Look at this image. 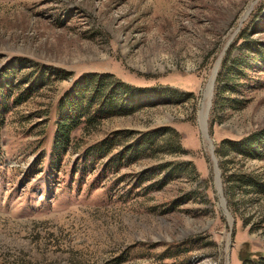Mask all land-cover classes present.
I'll list each match as a JSON object with an SVG mask.
<instances>
[{
  "label": "rangeland",
  "instance_id": "1",
  "mask_svg": "<svg viewBox=\"0 0 264 264\" xmlns=\"http://www.w3.org/2000/svg\"><path fill=\"white\" fill-rule=\"evenodd\" d=\"M262 47L264 0H0L3 80L15 85L36 62L71 73L45 74L3 116L0 264H239L243 242L264 253V194L224 183L219 168L261 181L264 160L215 153L224 139L264 129ZM17 57L21 72L8 64ZM84 73L143 90L126 100L132 112L76 130L52 159L57 102ZM117 131L159 136L118 169L129 141L85 156Z\"/></svg>",
  "mask_w": 264,
  "mask_h": 264
},
{
  "label": "trees",
  "instance_id": "2",
  "mask_svg": "<svg viewBox=\"0 0 264 264\" xmlns=\"http://www.w3.org/2000/svg\"><path fill=\"white\" fill-rule=\"evenodd\" d=\"M258 59L264 64V48L254 50ZM24 58L11 59L8 64L16 66L21 72L24 67ZM36 67L39 71H35ZM20 75L15 85L3 80L8 72L0 70V127L3 124V116L13 106L25 102L33 92L43 86L45 74L56 76L57 79H66L70 72L62 69L55 70L48 66L33 63L32 71ZM36 74V81L31 84V75ZM43 80V81H42ZM143 88H136L120 81L108 73H84L77 78L71 86L60 96L56 105V115L54 131L51 138L50 156L59 160L63 154L71 147L73 133L81 129L83 131L93 130L102 121L114 116H124L132 112L136 107L126 104L130 100L139 96V91ZM132 132L117 131L108 137L85 148V156L100 157L109 154L114 147V143L120 140L131 142L128 146H123L115 155L116 167L130 164L138 160L142 155L154 149V141L159 136L157 131H151L144 135H138L135 139ZM223 148L230 149L241 157L248 159L264 160V129L241 136L236 140L224 139L217 145L215 153L219 156ZM223 182L232 181L239 188L254 194H264V180L258 181L236 174L227 175L223 167ZM232 178V179H231ZM239 264H264V253L261 251H251L248 242H243L237 252Z\"/></svg>",
  "mask_w": 264,
  "mask_h": 264
},
{
  "label": "bare ground",
  "instance_id": "3",
  "mask_svg": "<svg viewBox=\"0 0 264 264\" xmlns=\"http://www.w3.org/2000/svg\"><path fill=\"white\" fill-rule=\"evenodd\" d=\"M217 68H218V63L216 64V66H215V68H214V70H213V72H212L211 78H210V80H209V83H208V85H207V88H206V91H205V98H209V97H210L211 85H212V83H213L214 75L216 74V70H217ZM207 105H208V103H206V108H205V110H204V114H203V116H202V118H201V121H200L201 127H202V129L204 130V136H205V129H204V126H205V117H206V114H205V113H206V110H207Z\"/></svg>",
  "mask_w": 264,
  "mask_h": 264
},
{
  "label": "water",
  "instance_id": "4",
  "mask_svg": "<svg viewBox=\"0 0 264 264\" xmlns=\"http://www.w3.org/2000/svg\"><path fill=\"white\" fill-rule=\"evenodd\" d=\"M211 89H212V85H211ZM210 153L212 155V161H213V164H214V169H215V175H216V182H217V189H218V193L220 195V182H219V169L217 167V162H216V158L213 154V149H212V146H210ZM220 203L222 204V206L224 205L223 203V199L221 198V195H220Z\"/></svg>",
  "mask_w": 264,
  "mask_h": 264
}]
</instances>
